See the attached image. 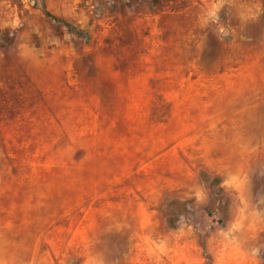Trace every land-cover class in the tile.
Wrapping results in <instances>:
<instances>
[{"label":"rangeland","instance_id":"obj_1","mask_svg":"<svg viewBox=\"0 0 264 264\" xmlns=\"http://www.w3.org/2000/svg\"><path fill=\"white\" fill-rule=\"evenodd\" d=\"M170 236L264 264V0H0V264Z\"/></svg>","mask_w":264,"mask_h":264},{"label":"crops","instance_id":"obj_2","mask_svg":"<svg viewBox=\"0 0 264 264\" xmlns=\"http://www.w3.org/2000/svg\"><path fill=\"white\" fill-rule=\"evenodd\" d=\"M167 243H169V248L171 249L165 250L166 248L158 246V248L155 249L156 251L150 254L152 256L151 264H201V261L199 259L193 260L187 258L186 241L184 238H175L173 236H170L168 237ZM169 250H172V252H170ZM253 260L255 261L254 264H257L256 257H254ZM228 261L232 262V260L228 257L224 259V262L227 263ZM233 262H235V260Z\"/></svg>","mask_w":264,"mask_h":264}]
</instances>
